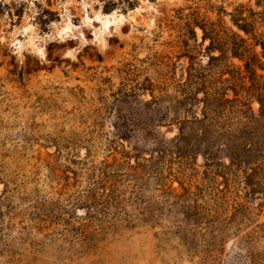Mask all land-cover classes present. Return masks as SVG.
<instances>
[{"label":"rangeland","instance_id":"obj_1","mask_svg":"<svg viewBox=\"0 0 264 264\" xmlns=\"http://www.w3.org/2000/svg\"><path fill=\"white\" fill-rule=\"evenodd\" d=\"M248 1L0 0V264H206L215 248L210 264H264V155L225 171V153L206 172L200 154L182 165L162 162L171 174L166 186L188 190V204L217 218V228H194L199 233L166 212L154 225L102 230L80 203L105 165L123 171L135 150L149 158L154 149L139 134L120 138L129 112L117 102L123 93L162 99L145 117L159 121L156 135L165 142L177 127L172 112L160 121L163 108L180 98L189 74L204 72L206 83L224 73V86L236 84L237 98L258 113L243 62L229 58L207 70L209 41L199 28L244 37L221 10ZM245 47L259 52L251 40ZM256 74L264 81V70ZM154 188L150 180L147 197L159 195ZM124 208L135 214L133 205Z\"/></svg>","mask_w":264,"mask_h":264},{"label":"trees","instance_id":"obj_2","mask_svg":"<svg viewBox=\"0 0 264 264\" xmlns=\"http://www.w3.org/2000/svg\"><path fill=\"white\" fill-rule=\"evenodd\" d=\"M221 12L228 15L231 25L247 39L233 32L228 35L226 31H222L220 35L213 24L200 26L203 40L209 41L206 47L207 70L214 62H223L229 58L243 62L245 74L256 87L258 113L255 115L249 105L237 98L236 84H232L231 88L224 86L228 82V79H221L224 73L217 79H213L211 74L206 83L204 72L199 74L200 79L199 76L189 74L185 84L179 86L183 91L180 98L171 100L170 106L163 108L160 121L168 119L172 112L176 114L173 121L177 127L176 136L165 142L159 140L156 135L155 124L159 121L145 117L147 111L156 107L162 99L152 96L151 100L143 102L134 97V91L123 93L121 98H117V102L125 105L129 112L123 116V124L117 129L120 138L130 139L139 134L141 141L152 143L154 149L149 158H140V152L135 150L134 163L126 164L123 171L118 169L116 162L105 165L98 180L87 190L81 202L79 201L85 206L89 221L100 222L102 230L115 227L121 222L129 228H133L137 223L154 225L164 212L181 217L182 222L190 226L191 233H199L195 232L194 228L202 226V230L206 231L215 223L214 228H217V218L205 215L202 205L187 203L191 197L194 198L191 192L184 189L182 193H177L171 186H166V176L171 174L170 171L165 173V168L169 166L166 163L163 165L162 162L179 161L182 165L193 155L200 154L205 162L206 172L219 166L218 156L225 153L230 162V167L223 168L225 171L240 166L248 168L256 158L264 155V81L256 74L257 70H264V30H261L264 29V0L238 3L230 13H226L223 8ZM247 40L253 42V48L259 49L258 53L246 49ZM215 52L218 53L217 56H213ZM224 71L229 73L228 69ZM238 75L244 80L245 77H241L240 73ZM237 80L235 77L233 82ZM229 90L233 93L232 98H228ZM200 93L202 97L199 98ZM135 104L136 107L132 109ZM198 106L199 113L193 112ZM180 112L185 115L177 118ZM234 123H238L239 128L232 129ZM248 177L249 175L245 174V182ZM150 180L153 181L154 193L158 192V196H146ZM124 182L126 184L122 189ZM178 184L180 186V183ZM249 192L247 191L248 195ZM124 203L134 206V215L125 211ZM209 213L216 212L210 210ZM210 237V243L212 240L216 241L217 237ZM203 242L205 243V240ZM191 244L194 245L192 241ZM222 248L223 246L220 250ZM218 251L215 248L214 251H209L210 254L206 253L205 263L210 264L215 259L213 254H218Z\"/></svg>","mask_w":264,"mask_h":264}]
</instances>
